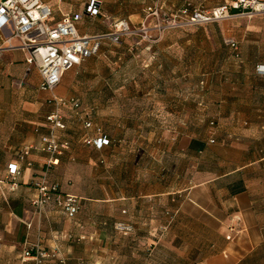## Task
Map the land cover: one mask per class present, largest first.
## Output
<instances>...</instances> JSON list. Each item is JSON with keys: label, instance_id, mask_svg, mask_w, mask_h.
Masks as SVG:
<instances>
[{"label": "crops", "instance_id": "0c3cea01", "mask_svg": "<svg viewBox=\"0 0 264 264\" xmlns=\"http://www.w3.org/2000/svg\"><path fill=\"white\" fill-rule=\"evenodd\" d=\"M43 1L52 7L53 21H59L67 13L85 14L90 0ZM103 3L102 0V7ZM102 15L101 10L99 16ZM90 19L93 18L85 15L78 21L79 32L101 33L91 25ZM25 59L23 51L0 57V102L6 87H15L18 81L28 91L26 98L17 97L22 106L12 111L15 121L9 129L0 128L11 135L0 139V264H34V260L24 259L25 249L32 244L57 250L66 264H170V261L184 264L186 260L189 264H245L248 261L256 240L261 239L259 235L256 239L254 231L262 229L256 219L262 193L254 185L264 182V74L253 70L255 79H250L249 73L242 83L247 91L246 108L235 104L242 101L235 83L231 93H224L220 101L227 105L216 116L215 135L209 128L200 130L195 121L179 125L175 129L176 140L147 144L143 167L134 142L128 191L106 193L105 174H98L97 195H76L81 207L75 217L69 218L54 203L38 214L32 204L38 195L36 181L47 174L51 183H59L63 193L75 195L80 179L74 172L75 161L85 165V151L90 148L115 151L118 142L97 125L82 128L75 138L70 134L68 118V127L62 132L70 136L71 146L60 156L58 164L48 167L50 155L38 149L32 150L26 161H20L18 157L25 146L40 143L48 129L46 116L53 110L51 94L39 87L41 76L37 69L26 76ZM257 65L264 66V60ZM2 114L4 111H0ZM98 128L111 140L103 149L84 142L85 136H97ZM212 137L216 142H211ZM13 162L21 169L16 190H11L4 181ZM111 201L113 205L108 204ZM119 223L129 225L131 231H119L116 227ZM49 264L59 263L55 259Z\"/></svg>", "mask_w": 264, "mask_h": 264}, {"label": "rangeland", "instance_id": "374dc122", "mask_svg": "<svg viewBox=\"0 0 264 264\" xmlns=\"http://www.w3.org/2000/svg\"><path fill=\"white\" fill-rule=\"evenodd\" d=\"M103 1V15L89 20L97 32L111 31L120 20L129 21L134 32L119 42L106 38L101 51L67 72L55 90L59 97L80 100L78 113L64 108L66 123L71 119L72 136L77 138L89 120L92 127L104 128L118 142L115 151H85V165L75 161L74 172L80 178L75 195L79 197L97 195L98 174L103 172L106 193L128 191L134 142L143 167L147 144L176 140L179 125L195 121L200 130L209 128L215 135L216 116L227 105L220 101L224 93H231L235 83L236 92L242 95V101L235 104L246 108L247 91L242 83L249 73L250 79H255L253 70L264 74V68L257 65L264 60V15L195 22L192 13L196 9L211 10L230 0ZM228 39L237 41L238 50L228 45ZM27 92L21 81L6 87L1 94L0 111L4 114L0 115V128L9 129L15 121L12 111L22 106L17 97L26 98ZM45 93L52 96V92ZM25 129L29 130L27 126ZM7 132L0 131V139L11 136ZM61 137L71 139L65 132ZM254 188L262 193L256 215L262 229L254 231L256 239L258 235L261 239L256 240L245 264H264V182Z\"/></svg>", "mask_w": 264, "mask_h": 264}, {"label": "built area", "instance_id": "2783aa9c", "mask_svg": "<svg viewBox=\"0 0 264 264\" xmlns=\"http://www.w3.org/2000/svg\"><path fill=\"white\" fill-rule=\"evenodd\" d=\"M101 10L102 0H90L85 14L67 13L59 21H53V9L43 0H0V57L5 53L23 51L26 54V76L37 69L41 76L40 89L52 92L50 101L53 110L46 116L48 132L42 135L40 143L27 145L21 150L18 157L20 161H26L31 151L38 149L50 155L48 167L59 163L60 156L71 146L69 139L61 137L62 131L67 128L64 108L78 113L81 107L79 99H65L55 94L64 74L85 59L96 55L106 38L119 42L122 37L134 32L129 21L120 20L111 31L93 35L81 34L77 26L78 21L85 15L98 17ZM258 14L264 15V0H230L229 3L211 10L196 9L192 13V19L195 22H212L241 15L253 17ZM227 42L232 49L238 50L235 39H228ZM84 126L91 128L92 122L86 120ZM97 131V136H85L84 142L103 149L111 140L103 135L101 128ZM20 175L18 163H10L4 181L10 185L11 190L19 187ZM35 186L38 195L32 200V204L38 214L50 203H54L60 213L69 218L75 217L79 212L80 199L71 193H63L59 183H51L47 174L36 181ZM116 227L122 232L131 231V227L124 223H119ZM232 230H235V227H232ZM24 259H32L34 264H49L56 259L59 264H66L57 250H48L37 244L29 245L25 249Z\"/></svg>", "mask_w": 264, "mask_h": 264}]
</instances>
